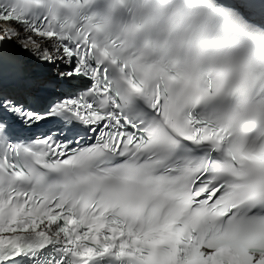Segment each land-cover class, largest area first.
Returning a JSON list of instances; mask_svg holds the SVG:
<instances>
[{
  "label": "snow or ice",
  "instance_id": "obj_1",
  "mask_svg": "<svg viewBox=\"0 0 264 264\" xmlns=\"http://www.w3.org/2000/svg\"><path fill=\"white\" fill-rule=\"evenodd\" d=\"M0 21V68L56 69L0 89V264H264V0Z\"/></svg>",
  "mask_w": 264,
  "mask_h": 264
}]
</instances>
